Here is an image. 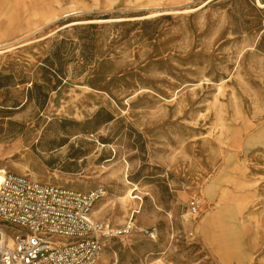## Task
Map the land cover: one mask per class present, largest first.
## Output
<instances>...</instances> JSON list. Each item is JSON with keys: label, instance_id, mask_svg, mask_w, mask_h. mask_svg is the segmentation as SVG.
I'll return each mask as SVG.
<instances>
[{"label": "rangeland", "instance_id": "374dc122", "mask_svg": "<svg viewBox=\"0 0 264 264\" xmlns=\"http://www.w3.org/2000/svg\"><path fill=\"white\" fill-rule=\"evenodd\" d=\"M263 5L0 0V168L132 219L98 264H264Z\"/></svg>", "mask_w": 264, "mask_h": 264}, {"label": "built area", "instance_id": "2783aa9c", "mask_svg": "<svg viewBox=\"0 0 264 264\" xmlns=\"http://www.w3.org/2000/svg\"><path fill=\"white\" fill-rule=\"evenodd\" d=\"M102 195L6 173L0 185V264H98L105 239L134 228L132 219L120 231L93 220ZM198 210L192 199L189 214Z\"/></svg>", "mask_w": 264, "mask_h": 264}, {"label": "bare ground", "instance_id": "6f19581e", "mask_svg": "<svg viewBox=\"0 0 264 264\" xmlns=\"http://www.w3.org/2000/svg\"><path fill=\"white\" fill-rule=\"evenodd\" d=\"M259 2V0H257ZM264 7V5H263ZM147 8L140 7L138 8L137 12L144 11ZM155 13L152 12L150 15H154ZM108 21V20H106ZM91 22V21H89ZM6 174V171L4 169L0 168V185L4 179V175ZM127 185H130L133 188H127V191L125 192V195L119 199V205L122 210H126L127 204L129 203H134V200L138 199L140 200L141 197L138 195H134V191H140L136 185L131 184L127 180H125ZM98 213L92 212V216H96ZM216 223L220 222V224L224 225L226 228H231L232 226L236 225L237 222V217L233 214H229L228 211H226L225 208L219 210L217 218H214ZM210 218L206 220V224L209 225L211 224Z\"/></svg>", "mask_w": 264, "mask_h": 264}]
</instances>
